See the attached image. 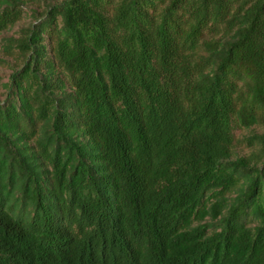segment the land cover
Here are the masks:
<instances>
[{
  "label": "trees",
  "instance_id": "16d2710c",
  "mask_svg": "<svg viewBox=\"0 0 264 264\" xmlns=\"http://www.w3.org/2000/svg\"><path fill=\"white\" fill-rule=\"evenodd\" d=\"M50 1L0 102V264H264V133L235 136L264 127V0Z\"/></svg>",
  "mask_w": 264,
  "mask_h": 264
},
{
  "label": "rangeland",
  "instance_id": "374dc122",
  "mask_svg": "<svg viewBox=\"0 0 264 264\" xmlns=\"http://www.w3.org/2000/svg\"><path fill=\"white\" fill-rule=\"evenodd\" d=\"M50 3V0H24L21 19L14 26L0 34V102H3L8 95L10 76L15 71L21 70L25 62V57L18 53L15 41L25 34L27 27L31 23L44 17ZM45 43L48 44L47 52L49 53L50 45L48 42ZM54 72L64 81L65 89L69 91L70 86L65 75L57 69ZM255 133H264V127L238 129L235 132V136L237 140H242L244 137ZM260 152L259 148L248 149L245 146L237 145L234 149L233 159L259 155ZM202 223H214L217 225V222L210 220V218H207Z\"/></svg>",
  "mask_w": 264,
  "mask_h": 264
}]
</instances>
